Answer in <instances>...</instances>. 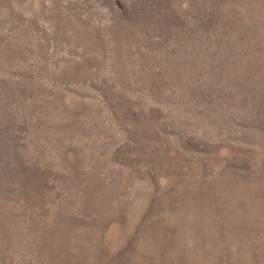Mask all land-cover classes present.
Segmentation results:
<instances>
[{
	"label": "rangeland",
	"instance_id": "374dc122",
	"mask_svg": "<svg viewBox=\"0 0 264 264\" xmlns=\"http://www.w3.org/2000/svg\"><path fill=\"white\" fill-rule=\"evenodd\" d=\"M0 264H264V0H0Z\"/></svg>",
	"mask_w": 264,
	"mask_h": 264
}]
</instances>
